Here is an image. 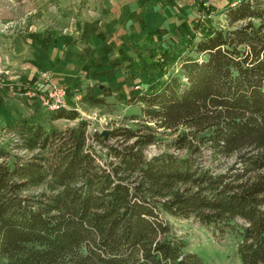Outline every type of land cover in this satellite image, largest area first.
I'll return each instance as SVG.
<instances>
[{
    "label": "trees",
    "instance_id": "1",
    "mask_svg": "<svg viewBox=\"0 0 264 264\" xmlns=\"http://www.w3.org/2000/svg\"><path fill=\"white\" fill-rule=\"evenodd\" d=\"M222 14L223 24L183 41L177 73L128 99L141 112L108 140L74 110L51 112L48 128L6 127L1 264H208L166 215L233 238L240 264H264V0ZM179 130L173 144L184 154L146 156L160 134Z\"/></svg>",
    "mask_w": 264,
    "mask_h": 264
},
{
    "label": "crops",
    "instance_id": "2",
    "mask_svg": "<svg viewBox=\"0 0 264 264\" xmlns=\"http://www.w3.org/2000/svg\"><path fill=\"white\" fill-rule=\"evenodd\" d=\"M204 1L39 0L44 14L18 28L0 14V131L51 123L24 87L46 92L53 83L68 90L70 105L80 96L87 107V95L128 101L158 88L164 81L140 90L141 69L157 66L154 55L189 29Z\"/></svg>",
    "mask_w": 264,
    "mask_h": 264
},
{
    "label": "rangeland",
    "instance_id": "3",
    "mask_svg": "<svg viewBox=\"0 0 264 264\" xmlns=\"http://www.w3.org/2000/svg\"><path fill=\"white\" fill-rule=\"evenodd\" d=\"M236 1L238 0L204 1L212 14L207 16L202 10L197 12L195 16L191 17V26L189 29L183 31L182 35L178 36V38L175 37L174 43L168 45L167 48L159 50L156 57L154 55L157 66L150 69H141L140 71L144 72L143 76L146 78L145 82L140 85V90L142 91L144 88H154L159 85L160 82L165 81L170 74L177 73L183 59L189 52V48L183 44V41L187 38L196 36L195 42H197L208 27L223 24L225 22L222 14L223 10L230 5H235ZM40 9L39 0H0V14L14 19L15 28L31 24L35 22L34 19L41 18L44 13ZM52 85L56 84L52 83L50 86ZM22 91H26L25 95L29 97V92L33 90L24 87ZM34 99L37 100L36 98ZM76 101L77 102L70 105V107L73 106L72 108L74 111L79 112L81 116L91 122L89 127L91 131L92 129H98L100 132L108 131L116 126V124L121 123L131 125V122L128 120L129 117L134 114H140L141 112L139 104H129L127 99L123 101L107 102V104L97 107L79 105L80 101ZM46 111L50 112L48 110ZM76 123L77 121L73 120H60L57 121L56 124L60 128H66L74 126ZM50 124L52 123L47 122L45 126L48 128ZM180 132L181 130L178 132L168 131L160 134V140L146 149V156L150 158L166 152L179 155L184 154L185 152L176 150L173 144L174 139ZM10 138L11 137L8 138L3 131H0L1 145L3 142L6 143V141H10ZM15 151L21 155H26L25 152H21L20 150ZM202 162L205 166H211L213 164L207 156L203 157ZM163 220L170 224L175 236L186 238L189 242V247L192 250L198 251L208 264H240L235 253L236 245L233 238L229 236L221 237L215 234L213 232V227L203 225L194 218L182 219L166 215L163 217ZM2 262L3 259L0 257V264Z\"/></svg>",
    "mask_w": 264,
    "mask_h": 264
},
{
    "label": "built area",
    "instance_id": "4",
    "mask_svg": "<svg viewBox=\"0 0 264 264\" xmlns=\"http://www.w3.org/2000/svg\"><path fill=\"white\" fill-rule=\"evenodd\" d=\"M29 97L36 98L40 101L43 107L51 112H56L62 109L67 111H72L73 106L70 107L68 103V90L65 87L52 85L46 92L31 91L29 92ZM77 100L80 101L81 97L77 96ZM4 134H6V129H2Z\"/></svg>",
    "mask_w": 264,
    "mask_h": 264
},
{
    "label": "water",
    "instance_id": "5",
    "mask_svg": "<svg viewBox=\"0 0 264 264\" xmlns=\"http://www.w3.org/2000/svg\"><path fill=\"white\" fill-rule=\"evenodd\" d=\"M101 133L105 137V139L108 140V131H102Z\"/></svg>",
    "mask_w": 264,
    "mask_h": 264
}]
</instances>
